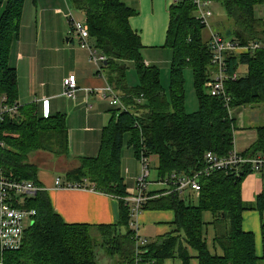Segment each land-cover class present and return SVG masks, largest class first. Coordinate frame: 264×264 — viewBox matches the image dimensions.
Listing matches in <instances>:
<instances>
[{"label":"trees","instance_id":"trees-1","mask_svg":"<svg viewBox=\"0 0 264 264\" xmlns=\"http://www.w3.org/2000/svg\"><path fill=\"white\" fill-rule=\"evenodd\" d=\"M26 0H0V105L17 108V113L0 114V174L12 181L38 183V168L31 157L38 152L57 157L70 153L69 131L65 116L40 118L35 104L19 105L18 75L10 64L13 43L19 38ZM36 1V0H33ZM225 9L228 24L220 34L241 46L259 43L254 54L229 55L231 74L241 77L226 83L232 109L264 105V19L255 9L264 0H209ZM71 9L85 16L92 44L106 58L102 74L127 105L125 112L115 111L103 130L100 153L83 158L80 167L68 174L72 185L88 186L101 193L127 197L121 172L125 137L132 135L131 145L137 159L144 150L157 162L158 178L172 174L191 176L205 166V156H227L234 149L236 119H230L221 98L205 90L212 77L206 27L195 18L192 0H180L170 9L166 47L173 53L169 92L162 87L161 72L147 66L142 58L140 35L130 25L137 12L121 0H67ZM136 67L138 88L127 83V64ZM245 68V75H241ZM191 69L199 101L197 112H186L184 72ZM143 104H138V100ZM264 154V127L258 129L257 143L246 153ZM223 172L202 179L198 204L191 205L177 194L159 193L143 211H173L178 236L169 235L150 243L145 260L164 264L179 257L181 242L194 250L199 264H264L256 255L255 236L243 230V213L249 208L242 199L244 179ZM85 182L87 184H85ZM121 202L119 220L110 226L71 225L54 210L48 193L40 191L28 200L25 208L37 212L34 224L26 230L19 251L1 253L2 264H98L97 248L111 249L117 264H130L135 255L134 232L129 227V207ZM256 209L264 213V189L257 197ZM204 213H210L215 229L214 242L222 255H213L204 238ZM97 237H96V236ZM101 237L103 242H101ZM264 239V228H263ZM184 264L191 257L182 253Z\"/></svg>","mask_w":264,"mask_h":264},{"label":"crops","instance_id":"crops-1","mask_svg":"<svg viewBox=\"0 0 264 264\" xmlns=\"http://www.w3.org/2000/svg\"><path fill=\"white\" fill-rule=\"evenodd\" d=\"M121 1L137 12V15L130 19V25L133 31L140 35L144 63L158 68L157 65L168 62L173 53L169 52L170 49L165 44L169 29L167 14L169 7L171 9L174 3L180 0ZM5 9L6 3L1 8L0 17ZM65 9L66 0H26L19 38L12 45L10 64L18 75L20 106L35 104L40 118L56 115L66 118L70 141L69 155L57 157L50 153L38 152L31 157V163L38 168V183L43 191L48 193L54 210L67 224L110 226L119 220L120 200L89 188L55 186L56 179H61L63 184L70 183L68 174L80 167L81 159L96 158L99 155L103 130L108 126L113 112L118 110L110 105L109 100L101 98L100 93L105 92L109 85L106 74L104 73L105 77L98 75L90 62L88 51L81 48L78 39L71 34ZM255 13L258 18L264 19V4L258 5ZM225 28L226 25L224 31ZM203 38L207 42L210 35L205 39L203 32ZM70 75H76L78 79L75 100L63 95L64 80ZM241 75H245V71ZM2 110L0 105V114ZM252 112L254 120H250L246 126L240 125L239 128L236 124L234 132V148L242 154L257 143L258 129L264 127L260 124L264 118L261 120L257 115L264 116V111L259 107ZM233 118L236 119L235 116ZM131 139V134L126 135L125 143L129 149H126V152L122 150L121 158V172L128 195L135 194L136 178L139 174V164ZM263 189L264 180L253 174L248 175L241 185L243 202L249 208L243 213V230L254 234L256 255L259 258L264 256V213L261 214L256 205L257 197ZM149 192L155 196L164 190L160 186L151 185ZM181 198L191 205H196L194 200L198 199V194L188 193ZM175 219L173 211L148 210L137 218L136 223L140 234L152 243L169 235L178 236ZM203 220L204 238L209 251L213 255H222L214 242L213 216L204 213ZM181 244L179 257L169 259L164 264H184L183 252L191 257L189 264H199L198 254L186 244Z\"/></svg>","mask_w":264,"mask_h":264},{"label":"built area","instance_id":"built-area-1","mask_svg":"<svg viewBox=\"0 0 264 264\" xmlns=\"http://www.w3.org/2000/svg\"><path fill=\"white\" fill-rule=\"evenodd\" d=\"M192 3L195 7L196 20L204 25L206 29L211 30L209 25V20L213 16L209 9L211 1L192 0ZM66 7L65 17L71 26V34L78 39L81 48L88 51L90 62L97 72L102 74V66L106 62V58L92 44L86 20H80L75 17L67 0ZM208 44L212 68V77L207 84L208 94L212 97L221 98L226 105L229 118L233 119L234 109L230 106L231 97L226 93V83L238 80L241 76L237 73H230L227 57L232 54H254L262 45L259 43H251L247 46H241L237 41L227 39L221 34L213 33L212 31ZM63 87L64 97L75 100L78 91L77 76L70 75L64 80ZM100 95L102 99L110 100V105L119 111L125 112L128 110L118 93L110 85ZM137 102L141 105L143 100L139 99ZM5 112L16 114L17 108H3L2 113ZM149 159L143 150L138 159L139 174L136 178L135 194L127 195V197L121 199L129 207L130 226L134 232L132 239L135 243V255L130 264H156L154 261L149 262L145 260V250L150 243L147 239H143L139 235V229L136 223L137 218L143 213L144 206L154 198L149 192L151 185L162 187L164 194H177L182 197L188 193L199 194L202 189L201 180L210 178L217 172H223L236 179L253 174L264 180V154H242L236 148L230 154L223 157H219L213 153H207L204 168L191 176L172 174L165 178H158L156 182L150 181L152 172ZM55 186L57 188H87V186L72 185L70 183L63 184L61 179H56ZM92 189L94 190V188ZM40 191H43V188L31 181H12L0 174L1 253L16 252L22 248L26 232V222L29 224L32 222L34 224V218L37 215L36 211L25 208V205L28 200L34 198ZM115 198L119 199L118 197Z\"/></svg>","mask_w":264,"mask_h":264},{"label":"rangeland","instance_id":"rangeland-1","mask_svg":"<svg viewBox=\"0 0 264 264\" xmlns=\"http://www.w3.org/2000/svg\"><path fill=\"white\" fill-rule=\"evenodd\" d=\"M210 11L212 12L213 16L212 18L209 20V25H210V29H206L204 31V37L205 39H207V37L211 34V31L213 33H221L224 32V26L226 24H228V17L226 14L225 9L221 6V4L219 3H211L209 6ZM67 11V7L65 9ZM169 14H167V19L169 20V24H170V7H169ZM73 14L75 15V17H77L80 20H84L85 21V16L84 14L78 12V11H73ZM218 25V26H217ZM222 25V26H219ZM223 29V30H222ZM168 33V31H167ZM208 34V36L206 35ZM167 39V37H166ZM166 39H165V44H166ZM169 52H171V50H169ZM143 58V57H142ZM173 58V56H172ZM172 58L164 63L161 66L157 67L159 68L160 72H161V80H162V87L165 89V91L168 93L169 92V87H170V80H171V64H172ZM144 60V59H143ZM128 67V72H127V83L129 84V86L133 89L138 88L140 85V79L138 76V73L136 71V67L134 64H130ZM243 71H245V68L243 69ZM184 78H185V93H186V112L189 114L195 113L198 111L199 109V101H198V97L195 91V87H194V76H193V72L191 69H186L184 72ZM208 93V90H205ZM110 101V100H109ZM126 107L127 105L124 104ZM128 108V107H127ZM258 107L254 108V107H248L244 109H234V116L236 117V124L237 127L239 128L240 125H247L250 123V120H254V115L252 114V110H256ZM260 110L264 111V105L260 106ZM259 113V112H258ZM259 116V118L262 120L264 118L263 115L261 114H257ZM261 126H264V120L261 121ZM128 148V145L125 143L124 146V151L126 152ZM134 152V150H133ZM138 160V159H137ZM150 168H151V182H156L158 180V174H157V162L156 159L151 157L150 159ZM139 164V163H138ZM87 188H89L87 186ZM92 189V188H89ZM93 190V189H92ZM198 199L194 200V204H198ZM144 212V211H143ZM26 222V230H28L29 228H31L33 226V223L30 222V224ZM129 227L131 228V226L129 225ZM139 235L143 238L146 239L143 235L140 234ZM96 236V235H95ZM97 237V236H96ZM103 238L101 237V242H103L102 240ZM97 262L98 264H114V262L117 264V258H114V255L111 253V249H107L105 247H98L97 248ZM114 260V262H113Z\"/></svg>","mask_w":264,"mask_h":264},{"label":"bare ground","instance_id":"bare-ground-1","mask_svg":"<svg viewBox=\"0 0 264 264\" xmlns=\"http://www.w3.org/2000/svg\"><path fill=\"white\" fill-rule=\"evenodd\" d=\"M113 198H115V197H113ZM116 199V198H115ZM117 200H120L121 201V199H117Z\"/></svg>","mask_w":264,"mask_h":264}]
</instances>
